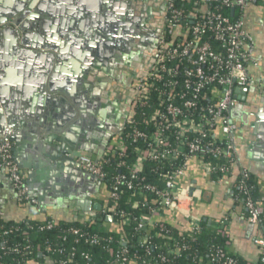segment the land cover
<instances>
[{"label": "built area", "instance_id": "1", "mask_svg": "<svg viewBox=\"0 0 264 264\" xmlns=\"http://www.w3.org/2000/svg\"><path fill=\"white\" fill-rule=\"evenodd\" d=\"M259 1L167 0L156 61L138 84L133 105L121 130L112 136L99 155H83L78 159L82 170L96 177L106 190L107 199L101 211L107 217L120 216L122 227L137 219L132 213L118 212L122 187L133 192L134 210L148 201V194L152 196V205L136 221L137 231L142 233L138 243L142 246L148 244L150 230L164 226V223L152 221L164 212L180 215L185 223H190L186 232L194 234L199 231L202 220L193 212V204L201 199V191L193 185L181 186L179 183L190 160L202 162L213 184L231 177L239 165L235 147L239 125L231 110L239 104L237 91L250 85L251 70L259 66V60L255 58V39L246 26L248 10ZM140 142L141 146H137ZM130 153L134 160L124 173L120 171L114 175L108 170L114 159L119 160L116 167L121 168V159ZM216 158L220 163H215ZM149 162L170 167L157 172L162 187L146 181L144 170ZM1 170L7 171L18 203L37 204V200L29 195L24 172L15 161L11 142L0 144ZM238 175V190L246 196L243 201L248 212L247 220L253 225L261 224L264 204L255 202L250 196L251 174L246 168H240ZM216 225L218 233L228 240L225 247L212 253L210 262L239 264L238 256L230 251L229 219L223 218ZM53 226L54 220L48 229ZM117 226L120 230V225ZM71 232L80 235L76 229ZM80 237L89 245L99 244L96 236L81 234ZM67 240L63 238L64 242ZM255 243L264 248V240ZM121 244V251L109 250L114 259L108 264H139L129 255L127 241L121 240ZM41 249L40 244L34 247L27 243L24 254L38 252L49 258ZM48 250L52 251L50 245ZM182 250L176 247L172 254L180 255ZM15 251L20 252L19 249ZM57 252L61 257L58 264H74V252L66 253L62 249ZM83 256L90 257L88 254ZM159 257L161 262L167 261L163 255Z\"/></svg>", "mask_w": 264, "mask_h": 264}, {"label": "crops", "instance_id": "2", "mask_svg": "<svg viewBox=\"0 0 264 264\" xmlns=\"http://www.w3.org/2000/svg\"><path fill=\"white\" fill-rule=\"evenodd\" d=\"M41 1V11L34 18L35 26L30 25L27 29L30 32L29 41L32 43L39 42L45 45L52 39L49 36H60L61 32L66 30L63 41L70 42L69 49L74 48L80 55L84 51L82 45L85 31L90 26L91 20L96 21L98 31H104L102 28L105 24L102 21L104 0ZM130 1L129 4L132 2ZM262 2H257L250 7L246 19L247 30L255 39V58L259 60V66L252 68L250 90L247 94L239 95L242 102L235 113L234 121L239 125V131L235 136L239 165L234 169L231 177L223 179L219 184H213L205 173L202 162L199 159H192L188 162L186 172L179 182L181 186L193 185L195 189L201 191V199L193 204V212L201 220H207L213 224L223 218L229 219L230 251L250 264H258L262 259L264 261V248L255 243L256 240H264V224L253 225L248 222V212L244 201H238L236 198L238 189L236 178L239 169L246 168L254 177L260 202L264 204V0ZM115 3H117L116 0H114ZM72 29L76 30L77 36L73 34ZM29 51L34 53L33 50ZM34 54L36 56L33 60L42 62L33 63L28 73L22 74L19 70L16 75L11 76V61L16 64L21 63V59L12 58L5 52L4 45L0 43V81L4 85L1 92L5 94L2 101L4 105L0 101V110L3 111L4 118L10 117L11 124L14 126L11 129L12 132H17V141L13 142L16 150L15 158L29 168L28 171L34 173L32 184L27 185L31 180H29L27 169H23L28 192L31 186L30 193L37 200L36 205L18 203L14 188L8 180L7 171L1 170L0 216L7 222H20L25 219L40 222L49 218L57 222L74 220L84 222L97 213L95 209H90V202L101 204L102 207L105 205L106 190L98 182L91 181L88 177L75 172L74 169L69 168L66 171L64 166L60 167L52 161L48 152L45 151V134L42 132V127L52 123L47 118L50 112L54 124L62 123L66 131L70 129L76 121L81 119L80 108L87 109L91 106L89 85L86 88L84 76L76 82L66 59L57 62L56 57L61 54L60 52L42 48ZM67 54L62 55L64 57ZM51 55L54 61L49 64L47 57ZM47 66L50 67L48 71ZM41 75L48 79L46 88L51 83L55 89L51 96L61 99V102H56L52 111L51 105L38 100L42 96L36 89L35 82ZM17 79L19 81H16ZM25 81L28 85H21L19 91L15 89L17 87H13L18 83L24 84ZM259 82H262V85ZM89 126L87 118L86 127ZM111 126L106 133L93 129L95 131L93 134L83 137L90 140L87 155L97 156L104 150V137L113 136L119 125ZM79 130L80 133H84V128ZM38 195H41V198ZM80 203H84V206ZM152 221L171 225L180 231L190 229V223H185L183 217L166 212ZM27 264L58 263L39 254L38 259H31Z\"/></svg>", "mask_w": 264, "mask_h": 264}, {"label": "trees", "instance_id": "3", "mask_svg": "<svg viewBox=\"0 0 264 264\" xmlns=\"http://www.w3.org/2000/svg\"><path fill=\"white\" fill-rule=\"evenodd\" d=\"M258 3L263 2L260 0ZM137 146H141V142ZM121 160L123 162L121 168L116 167V163L119 162L118 159H114V162L109 166L108 170H112V174H118L120 171L124 173L126 167L134 160V156L130 153L128 157ZM215 163H220V161L216 158ZM169 168L168 165L163 163L149 162L145 165L144 170L146 181L156 183L159 187H162V181L158 180L157 172ZM236 179L238 184L239 175ZM248 185L250 196L255 202H260L258 187L253 176H251ZM121 190L117 205L118 212L132 213L137 218L129 226L122 227V218L117 215L113 222H107V216L101 210L97 211L95 218L84 222L79 220L72 222L54 221V226L51 229H48L53 221L50 218L40 222L30 219L20 222H7L0 216V264H27L31 259H38V252L33 255L24 254V247L27 243L34 247L40 244L42 253L55 261L61 259L57 250L62 249L66 253H75L74 264H108L114 259V257H111L109 250L113 249L115 252H119L123 249L121 240L127 241L126 248L129 255L135 257L139 264H224L219 261L210 262L212 253L225 247L228 240V238L218 233L216 224L219 221L210 224L208 221L202 220L199 231L194 234L164 224L163 227L158 226L150 230L148 244L146 246L140 245L138 238L142 233L137 231L136 221L140 219L143 213L148 211L153 198L148 194V201L134 210L132 209L133 192L126 186H123ZM245 197L237 189L236 198L238 201H243ZM262 223L264 224V218ZM117 225H120V230ZM72 229L78 230L80 235L96 236L99 239V244L89 245L86 243L85 238L74 235L71 232ZM64 237L68 239L67 242L63 241ZM48 245L52 247V251L48 250ZM176 247H181L183 250L180 255L175 256L172 254V250ZM15 249H19L20 252H16ZM83 254H88L89 259H86ZM160 255H163L167 261L161 262ZM63 259H65V256ZM237 260L239 264H250L241 257H237ZM258 264H264L263 259Z\"/></svg>", "mask_w": 264, "mask_h": 264}, {"label": "water", "instance_id": "4", "mask_svg": "<svg viewBox=\"0 0 264 264\" xmlns=\"http://www.w3.org/2000/svg\"><path fill=\"white\" fill-rule=\"evenodd\" d=\"M116 1L117 3L114 4V0H104L105 8L103 12V19L101 17H98V19H102V21L105 23L104 25H102L104 31H98L96 29V21L91 20L90 26L85 31V39L83 42L84 44L82 45V49L84 51L79 55L77 52H75L74 48L69 49V46H71L70 42L63 41L66 36V30H64V32H61L60 36H49V38L52 39L48 40V43L45 45L40 44L39 42L32 43L29 41L30 32L27 29L30 25L32 27L35 26L34 18L41 11L40 8L42 6V1L40 2V0H0V43L4 45L5 52L11 55L12 58L14 57L17 59H21V63L15 64L13 61H11V76L16 75L19 70L22 72V74L30 72L33 63L42 62L41 60H33V58L36 56L34 53L38 50H41L42 48H45L54 52H60L61 54L57 55L56 57L57 62L62 59H66L67 63L71 66V70L73 71V78H76V82H78V80H80L82 76H84V84L86 85V88L88 85V89H90L91 87L93 88V85L97 83V79L95 77L99 70L102 73H108V69H112L113 72L115 70V64L113 63V61L116 47L119 44V39L121 36L119 27L126 26L122 19V15L123 9L127 8L128 6L126 5L125 0ZM136 2L137 0H134L133 3L131 2V4H129L130 6L128 9H132L134 12V10L136 9ZM232 12H234V10ZM59 14L61 13L59 12ZM63 23H66V21H63ZM70 27L73 28V26ZM72 31L73 34L77 36L76 30L74 31L72 29ZM79 46L81 47L80 44ZM29 50H33L34 53L30 52ZM63 53L68 54L63 57ZM20 54L21 57H19ZM47 58L49 59V64H51V61H54V57L52 55L50 57L48 56ZM41 59H43V57ZM49 66L46 67L47 71L50 70ZM47 71L46 73H48ZM16 81H19V79H17ZM47 81V77L41 75L35 82V85L38 92H41L40 96H42L39 97L38 100H43L45 101V103L51 105L50 108L52 111L53 107L56 105V102H61V99L53 98L51 96V94L55 92V89L51 83L48 84L49 87L47 86L46 88ZM27 83L25 81L24 84L18 83L17 85L15 82V85L17 86L13 87H17L15 89L19 91L21 89V85L27 86ZM3 86L4 85L0 81L1 103L5 95L3 92H1ZM249 88L250 86L237 91V99L239 100V104L231 110V115L233 119H235L236 110L239 109L240 104L242 102V98L239 95L247 94L250 90ZM90 97L93 98V91ZM3 107L7 108V106ZM95 107H99V110L97 109L96 112H98L99 114L104 113L101 109V105L97 103L88 106L87 109L79 107L82 110L80 112L81 119L76 121L70 127V129H67V131L65 130L62 123L54 124L51 119V113L48 112V121L52 123H50V125L45 123L47 125H45V127H42V132L43 134H45V151L48 152L47 154H49L50 159L52 161H55L56 164L60 167L64 166V169L66 171L69 170V168L74 169L75 172L83 175L84 177H88V179H90L91 181L98 182V179L96 177L85 173L82 170L81 165L78 163V159L81 156L88 154V148L90 147V140L84 139L83 137H88L90 133L93 134L95 132L93 130L96 124V117L94 112V109H96ZM83 109H85V111ZM2 113L3 111L0 110V144L5 142L15 143L17 141V132H12L11 129L14 126L11 124L10 117L6 116L4 118V114ZM87 114H89V116H87ZM87 118L90 125L89 127H86ZM122 125L123 123L118 126L117 131H115L113 135H115L121 130ZM81 128H84V133L79 132V129ZM100 129L106 130L105 125L103 124ZM109 136L108 138H106V140H104V147L112 138V136ZM15 151V147H13V154ZM63 159L65 161H63ZM249 159H251L250 156ZM15 161L21 170L27 169L29 180H31L27 183V185H29L30 183L32 184V178L34 176V173L28 171L29 168L22 165V163L16 158ZM31 188L32 187L30 186L29 195H31ZM38 197L41 198V195H38ZM80 205L84 206V203H80ZM91 208L95 209L96 211H100L102 209V205L92 204L90 202V209ZM106 220L107 222H113L114 217L109 216ZM40 256H42V254H40Z\"/></svg>", "mask_w": 264, "mask_h": 264}, {"label": "flooded vegetation", "instance_id": "5", "mask_svg": "<svg viewBox=\"0 0 264 264\" xmlns=\"http://www.w3.org/2000/svg\"><path fill=\"white\" fill-rule=\"evenodd\" d=\"M125 2L128 6L123 9L122 19L126 26L119 27L121 36L114 55L115 70L108 69V73L99 70L95 77L97 83L90 88L93 98L89 93L91 105H101L104 112L99 114L96 112L99 107H95L93 129L104 133L111 125L125 122L138 84L156 61L167 14V0H137L135 6L139 11L135 9L134 12L128 9L129 0ZM103 124L106 130L100 129Z\"/></svg>", "mask_w": 264, "mask_h": 264}, {"label": "rangeland", "instance_id": "6", "mask_svg": "<svg viewBox=\"0 0 264 264\" xmlns=\"http://www.w3.org/2000/svg\"><path fill=\"white\" fill-rule=\"evenodd\" d=\"M137 11H139L138 7H135Z\"/></svg>", "mask_w": 264, "mask_h": 264}]
</instances>
